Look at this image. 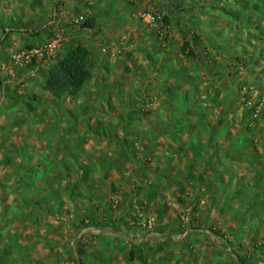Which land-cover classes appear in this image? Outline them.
<instances>
[{"label":"rangeland","instance_id":"374dc122","mask_svg":"<svg viewBox=\"0 0 264 264\" xmlns=\"http://www.w3.org/2000/svg\"><path fill=\"white\" fill-rule=\"evenodd\" d=\"M65 262L264 264V0H0V264Z\"/></svg>","mask_w":264,"mask_h":264},{"label":"trees","instance_id":"16d2710c","mask_svg":"<svg viewBox=\"0 0 264 264\" xmlns=\"http://www.w3.org/2000/svg\"><path fill=\"white\" fill-rule=\"evenodd\" d=\"M93 28V21L87 24ZM188 43H184V48ZM87 49L83 46H74L57 59L48 69L42 84V90L53 97L55 102L63 97L75 96L90 77L87 67ZM103 230L99 225L94 226Z\"/></svg>","mask_w":264,"mask_h":264},{"label":"crops","instance_id":"0c3cea01","mask_svg":"<svg viewBox=\"0 0 264 264\" xmlns=\"http://www.w3.org/2000/svg\"><path fill=\"white\" fill-rule=\"evenodd\" d=\"M10 2H11V0H10ZM202 5H199V3L198 4H193V5H188V4H186V6L185 7H181L180 9H185L186 11H189V10H195V14L196 15H199V13H200V11L202 10V8H200ZM204 6V5H203ZM202 6V7H203ZM181 14H183V15H185V13L184 12H182L181 10L179 11ZM191 18V17H190ZM187 23H189V21L187 20V18H185V19H180V21H179V23H178V25L177 26H179L180 28H182L183 30H185L186 28L187 29H189V27H190V25L188 26V24ZM167 87V86H166ZM178 90V89H177ZM174 91V90H173ZM172 91V92H173ZM173 96V97H172ZM172 97V98H171ZM173 99H176V100H181L182 99V97H179V95L176 93V91L174 92V94H172L171 93V95H170V100H169V102H167V101H165L164 103L165 104H176L177 103V101H172ZM28 149V148H27ZM47 149L48 148H45L44 150H41V152H46L47 151ZM40 152V153H41ZM84 153V152H83ZM103 157H104V161L103 162H106V163H108V162H110L111 164H113L114 165V162L112 161V159H113V157H114V155H116V152L115 151H111V150H105L104 152H103ZM84 155H85V153H84ZM16 169L17 168H13L12 170H15L16 171ZM18 170V169H17ZM15 182H17L16 181V179L14 180V183ZM4 183V182H3ZM8 184H10V183H12V180L10 179L9 180V182H7ZM8 184H3V187L2 188H6L7 187V185ZM19 184H20V186H19ZM11 185V184H10ZM18 186L21 188V181H19V183H18ZM116 187H118L119 188V186H118V184L116 185ZM24 188H26V187H24ZM1 192L3 193L4 192V190L3 189H1ZM21 192V191H20ZM6 195V194H5ZM12 201V200H11ZM12 203V202H11ZM19 203H20V201H19ZM15 210H17V211H15L16 212V214H17V216L18 215H23V213H24V215H27V209H26V205H23V206H21V209H17V208H14ZM23 211V213H22V211Z\"/></svg>","mask_w":264,"mask_h":264},{"label":"built area","instance_id":"2783aa9c","mask_svg":"<svg viewBox=\"0 0 264 264\" xmlns=\"http://www.w3.org/2000/svg\"><path fill=\"white\" fill-rule=\"evenodd\" d=\"M141 19L146 22L147 24L154 25L156 23V15L150 13V12H144L141 14ZM56 40L53 39L49 41L48 43L44 44L40 48H34L32 50H24V51H17L11 54V59L13 64L15 65H21L23 61H29L30 57L32 56H42L44 53H51L54 48ZM151 224V220H147V227H149ZM68 264V263H63Z\"/></svg>","mask_w":264,"mask_h":264}]
</instances>
